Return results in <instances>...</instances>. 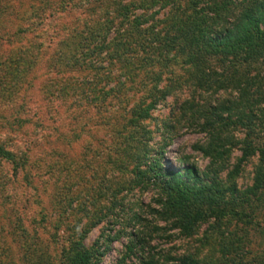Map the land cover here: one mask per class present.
Here are the masks:
<instances>
[{
  "label": "trees",
  "instance_id": "obj_1",
  "mask_svg": "<svg viewBox=\"0 0 264 264\" xmlns=\"http://www.w3.org/2000/svg\"><path fill=\"white\" fill-rule=\"evenodd\" d=\"M96 1L101 14L112 5L127 29L137 30L140 35L131 40L115 29L118 37L106 41L112 31L108 22L94 32L82 21L83 28L78 32H89L90 37L83 38L84 44L70 53L59 56L69 69L77 66L90 71L75 87L76 95L83 93L95 103L106 96L120 101L129 92L145 93L121 115L120 131L113 133L116 139L106 154L107 172H116L121 179V187L107 188L110 204L119 203L114 196L121 190H152L156 208H149L148 213L180 238L191 240L201 225L205 224L206 229L196 241L201 249L186 247L182 254L167 255L161 260L137 255L136 251H142L146 244L143 232H138L141 238L137 231L127 234L121 230L112 236L101 233L98 240L85 247L82 241L89 228L77 230L75 224L70 238L59 249L58 264H98L108 244L119 235L129 237L124 255H132L136 264H242L245 254L240 255L234 245L240 240L235 233L227 232L226 223L233 220L252 224L254 210L264 198V0ZM162 10L165 14L156 18ZM175 67L182 73L174 74ZM101 80L113 85L103 91L97 86ZM184 87L190 93L225 94L201 105L190 94L177 108L182 117L190 114L191 122L203 135L200 144L194 146L207 160L202 171L191 164L181 171L164 167L170 127L163 123L160 138L153 141V133L145 123L151 120L157 105ZM99 91L100 98L93 96ZM122 101L126 106L127 100ZM233 150L239 156L227 170ZM0 153L8 156L1 149ZM253 159L250 185L239 190L235 179ZM104 217H89L95 219L91 225ZM129 221L146 228L139 214H133ZM148 228L157 230L155 225ZM202 248L207 249L205 254ZM3 258L0 252V264H6Z\"/></svg>",
  "mask_w": 264,
  "mask_h": 264
},
{
  "label": "rangeland",
  "instance_id": "obj_2",
  "mask_svg": "<svg viewBox=\"0 0 264 264\" xmlns=\"http://www.w3.org/2000/svg\"><path fill=\"white\" fill-rule=\"evenodd\" d=\"M98 6L96 0H0V149L8 153L7 157L0 153V252L6 264H58L59 249L70 238L75 224L77 230L89 228L82 241L85 247L98 240L101 233L112 236L121 230L127 234L137 231L141 238L138 232H143L146 244L142 251H136L137 255L161 260L182 254L186 247L198 248L196 241L205 232L204 224L191 240L182 239L156 220L148 213L149 208H156L152 190H121L114 196L119 203L110 204L107 188L121 187V179L116 172H107L106 154L116 139L114 132L120 131L123 114L145 93L129 92L120 101L106 96L102 101L89 102L83 93L76 95L75 87L90 71L75 65L69 69L59 58L90 37L89 32H78L83 28L82 21L94 32L108 22L112 31L106 41L118 37L115 29L131 40L140 35L127 29L112 5L102 14ZM164 14L162 10L156 18ZM172 70L182 73L178 67ZM112 85L101 80L97 86L104 91ZM101 93L93 96L100 98ZM190 94L198 105L225 95L190 93L184 87L157 105L151 120L145 122L153 141L160 138L163 123L170 127L162 163L174 171L189 164L202 171L207 164L194 148L203 135L191 122L190 114L182 117L177 111ZM237 156L239 152L233 150L227 170ZM253 162H248L235 179L239 190L250 185ZM224 175L222 171L220 176ZM133 214L146 221V228L129 221ZM94 215L105 217L91 225L96 217H89ZM251 218L252 224L230 220L227 232L235 233L240 240L234 245L240 255L245 254L242 264H264V198ZM154 225L157 230L152 232L148 226ZM128 240L127 235H119L111 241L98 264H136L132 255H124ZM206 251L201 250L202 254Z\"/></svg>",
  "mask_w": 264,
  "mask_h": 264
}]
</instances>
